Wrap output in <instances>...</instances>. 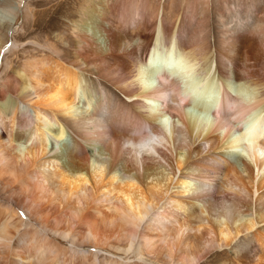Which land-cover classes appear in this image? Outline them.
Wrapping results in <instances>:
<instances>
[{"label": "bare ground", "instance_id": "bare-ground-1", "mask_svg": "<svg viewBox=\"0 0 264 264\" xmlns=\"http://www.w3.org/2000/svg\"><path fill=\"white\" fill-rule=\"evenodd\" d=\"M247 1L76 0L59 45L31 40L34 55L8 70L28 48L15 37L1 51L21 14L45 28L47 12L0 0V264H264V19L229 29L223 15L260 9ZM240 32L258 57L245 71L241 36L227 41ZM171 64L217 90L207 119ZM103 83L122 98L100 121ZM231 150L248 157L235 164Z\"/></svg>", "mask_w": 264, "mask_h": 264}, {"label": "rangeland", "instance_id": "rangeland-1", "mask_svg": "<svg viewBox=\"0 0 264 264\" xmlns=\"http://www.w3.org/2000/svg\"><path fill=\"white\" fill-rule=\"evenodd\" d=\"M27 1L31 4V8H30V12L31 13L38 12V11L39 12H43V11L47 12L45 15L42 16V21H41L42 25L43 24L44 25L47 24V26L45 28H42V27H38V26L34 25L33 20L31 18H29L28 21L25 20L24 16H23L24 13H22L18 23L16 24V27L13 30V34L10 33L8 41H7V44L2 48L1 51H4L8 46L12 45L11 43L14 42L15 37H18L19 42L21 43L20 46H22V45L23 46H27L29 44V41H31V40H36L39 43L44 44V45H50V44H52V45L58 44L59 45L58 41H60V37H59L60 33L62 31L63 32L66 31L67 27H69V25L72 24L73 20L76 17V11H75V9H76V0H27ZM231 1L233 2V0H230V2ZM246 2H248V1L246 0ZM58 5H60L61 9H60V7L57 8ZM63 5H64V7H63ZM247 5H248L247 8L246 7H242V6L238 7V6H236V4L233 3L231 5L232 9L230 8V10H228V11L226 10L223 13V15L225 14V16H226V19H227L228 16L231 15L227 19V22H228V20L232 21L230 24H227V27H230L229 29L234 28V25H236V23H238V22L239 23L245 22L247 17H248L247 21L249 22V24H246V25H248V26L252 25L251 26L252 28H256L258 26V24L261 23V20L264 19V12L262 11V9H264V0H262L260 2V9H259V7L257 5H255V1H251ZM213 6L215 7V4H213ZM217 17H218V15L214 14L213 18H211V22L212 23L213 22H217L215 25L222 26V21L220 22L219 18H217ZM53 21H54V23H53ZM51 26H53V27H51ZM207 30H209V33H208V31H206V32L210 36V43H213L214 39H218V31L214 30L212 25L208 26ZM241 32H243V30H241ZM241 32H240V34L239 33H235L234 35H233V33L228 34L227 41H228V39L229 40L233 39L236 36L237 37L241 36L242 41H241L240 45H241L242 48L244 47V49L242 51V63H241V65L243 67H242L241 70L244 69L243 71H245L247 69L246 66L255 65V63H256L255 60H257L258 57H254V56L251 55L250 52H248V50H247L248 48L246 47L247 43L246 44L245 43L242 44V42L248 37H245V35L242 34ZM229 35H231V36H229ZM228 37H230V38H228ZM48 39L50 41H48ZM27 47L28 48L24 47L25 50L17 49L16 53H14L13 55H9L8 54L9 63H12L11 69L9 68L8 70H12L14 68L17 69V67H19L21 65V61H24L25 57L27 58V57H29L31 55H34L32 50H30L31 48H29V46H27ZM243 54H244V57H243ZM250 56H252V58ZM255 56H258V55L255 54ZM243 58L246 59L245 62H243L244 61ZM253 58H255V60H253ZM246 61H248V63ZM249 62L251 64H249ZM179 66L176 67V66H174L172 64L170 65V67L172 69H175L179 73L180 72L181 73L185 72V74L183 73L185 82L183 84H181L180 86H183L185 84L186 88H187V91H189L191 93H192V91H194L192 94L190 93L194 97L193 98L194 100H193V102L190 105V107H192L190 109L191 113L193 115H195L194 116L195 118H196V116L199 117L200 120L201 119H203V120L207 119V115H206L207 114V108L209 106V103H210V100L212 99V97L217 94V90L216 89H215L216 91L215 90L214 91L213 90L212 91L211 90H207V86H205V82L203 81V79L200 78L199 74L195 73L194 71H190L188 69H185L183 67V64H180ZM181 69H183L184 71H182ZM212 72H214V71H212ZM212 72H211V74H212ZM211 74H210V76H212ZM213 75H214V73H213ZM198 85H200V86H198ZM165 86H167L166 82H165ZM204 86H205V88H204ZM191 87H193V88H191ZM100 88H101L102 94H104L106 96H109V98L110 97L112 98V100H110L109 102L105 103L106 107H104V111L106 112L108 110L109 104L113 105L114 101H116L118 99H121L122 97H121V95L118 92H116L112 88H109L104 83L101 84ZM163 96L167 99L168 102H170L169 97L167 96V93H165ZM198 97H200V98H198ZM207 97H208V99H207ZM202 100H203V102H202ZM175 105L176 104H173L172 106H175ZM105 112H104V116L105 117L104 118L101 117L100 121L103 120V119L106 120L105 118L108 117L107 114L109 112L108 111H107V113H105ZM149 127L150 126L147 125L142 131H144V133H145V135L147 137L149 135L148 140L149 139L151 140L150 143H152V144L155 143V144H158V145H160V144L163 145L164 143H166V140H164L162 138V136H160L161 137L160 138L159 135H156V134L152 133V131L150 130ZM164 129L166 131V137H168L170 139L171 138L170 127L166 126ZM142 131H139V133H138V131H135L134 133L137 136H139V135L141 136L142 134H144V133L141 134ZM170 140H171V144H172V148H173L172 139H170ZM189 141H190L189 136L184 134V133H182V134L178 133L176 135V140H175L176 144H184V145H186V144L189 143ZM131 143L132 142H130L129 145H132ZM59 146H58L59 149L63 148V146H64L63 142L59 143ZM206 147L207 146H204V150L207 149ZM144 151H146L147 153H154V149L152 148L151 145L148 146V147L146 146L142 152H144ZM241 152H242V155L239 156L241 154ZM227 156H229L228 158L232 162H234L235 164H237V163L239 164L240 158H243V157L247 158L248 154L243 152V150H238V151L237 150H231V151H229L227 153ZM181 159H183V157ZM215 187H217V186L215 185V182H214V184L211 185V187H209V189L214 192L215 191ZM222 258H223L222 254L218 255V256H214V257H208L204 261L203 264H221V263L227 261V259H225V258L222 259Z\"/></svg>", "mask_w": 264, "mask_h": 264}]
</instances>
